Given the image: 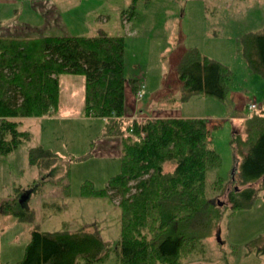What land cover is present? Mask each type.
<instances>
[{
  "label": "rangeland",
  "instance_id": "obj_1",
  "mask_svg": "<svg viewBox=\"0 0 264 264\" xmlns=\"http://www.w3.org/2000/svg\"><path fill=\"white\" fill-rule=\"evenodd\" d=\"M14 18L34 24V36L94 37L104 32L123 37L124 76L145 86L142 99L125 88L124 117L129 123L139 107L146 117L168 97L177 101L176 66L188 47L228 67L231 79L224 101L196 96L181 107L208 118L207 146L220 157L216 174L227 182L225 191L213 198L226 205L217 231L203 241L202 253L183 264H264V176L246 185L235 181L240 158L233 144L236 135L243 137V120L264 101V79L246 67L241 42L245 34L264 29V0H0V23ZM59 86L57 113L19 119L18 128L29 132V141L0 155V199L29 193L24 204L35 214L33 223L1 217L0 264L22 259L35 226L44 234L64 225L73 230L92 227L112 248L119 238V198L82 192L104 189L119 173L120 139L105 136L104 119L85 113L83 76L61 75ZM203 99L207 103L200 107ZM250 104L257 108L249 109ZM39 146L58 157L44 171L27 159L29 149ZM248 187L257 195L252 205L231 211L229 193ZM108 264H113L112 256Z\"/></svg>",
  "mask_w": 264,
  "mask_h": 264
},
{
  "label": "trees",
  "instance_id": "obj_2",
  "mask_svg": "<svg viewBox=\"0 0 264 264\" xmlns=\"http://www.w3.org/2000/svg\"><path fill=\"white\" fill-rule=\"evenodd\" d=\"M241 42L246 67L264 79V29L245 34ZM124 49L123 37L104 32L94 37H0V155L29 141V132L18 128L19 119L57 113L61 75L84 77L85 113L104 119V135L121 142L119 173L104 189L82 192L119 198L120 234L115 247L92 227L73 230L64 225L44 234L35 226L16 264H108L111 256L113 264H183L202 253L203 241L217 231L226 205L218 206L213 198L225 191L227 182L216 174L220 157L207 146L208 120L126 121L125 88L136 93L141 83L125 78ZM176 73L180 81L177 104L194 96L226 99L230 69L197 48L189 47L181 54ZM243 129V137L233 138L240 158L235 181L240 185L264 176V101L243 121ZM57 158L40 146L30 148L27 156L29 165L40 171L49 169ZM256 196L250 187L232 191L228 206L231 211L248 208ZM19 197L0 199V219L13 216L33 223L34 212L20 204Z\"/></svg>",
  "mask_w": 264,
  "mask_h": 264
},
{
  "label": "crops",
  "instance_id": "obj_3",
  "mask_svg": "<svg viewBox=\"0 0 264 264\" xmlns=\"http://www.w3.org/2000/svg\"><path fill=\"white\" fill-rule=\"evenodd\" d=\"M15 19L16 18H14L12 22H9L6 24L0 23V37L35 38V37H43V36H56V35H50L49 33L43 34L41 36H34V24H27V23L19 22L18 19L16 20ZM199 97H202V96H199ZM199 97L194 96L192 98H199ZM203 100L204 101L200 102V107H203L204 104L207 103L206 99H203ZM170 102L171 103L173 102V104H171ZM182 106H183L182 104L180 105L177 104V101H175L173 97H168L165 100V102L161 104V106H157L149 114L146 113V115H148L146 117L143 116V114H145L144 109H141L139 107L138 110L136 111L134 119L141 121L143 119L152 118V117H195V118H205L208 120V118H206L204 114L198 115L196 113L189 112L187 110L184 111L183 110L184 108L183 109L181 108ZM183 112H186V113L182 114ZM1 222L2 221L0 219V223Z\"/></svg>",
  "mask_w": 264,
  "mask_h": 264
},
{
  "label": "built area",
  "instance_id": "obj_4",
  "mask_svg": "<svg viewBox=\"0 0 264 264\" xmlns=\"http://www.w3.org/2000/svg\"><path fill=\"white\" fill-rule=\"evenodd\" d=\"M144 93H145V86L143 85V84H141L140 85V87H139V89H138V91L136 92V97L138 98V99H142L143 98V96H144ZM257 107H256V105H254V104H250L249 105V109H251V110H255ZM142 135V134H141Z\"/></svg>",
  "mask_w": 264,
  "mask_h": 264
},
{
  "label": "water",
  "instance_id": "obj_5",
  "mask_svg": "<svg viewBox=\"0 0 264 264\" xmlns=\"http://www.w3.org/2000/svg\"><path fill=\"white\" fill-rule=\"evenodd\" d=\"M28 197H29V194H26V195H24V196H21V198L19 199V203H20V204L24 203V201H25L26 199H28ZM217 204H218V206H221V205H222V202H217Z\"/></svg>",
  "mask_w": 264,
  "mask_h": 264
}]
</instances>
